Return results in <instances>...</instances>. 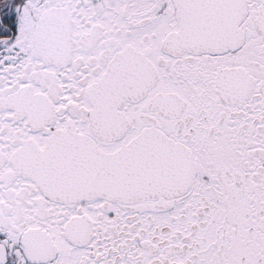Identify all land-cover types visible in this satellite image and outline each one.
Returning a JSON list of instances; mask_svg holds the SVG:
<instances>
[{
	"label": "snow or ice",
	"instance_id": "1",
	"mask_svg": "<svg viewBox=\"0 0 264 264\" xmlns=\"http://www.w3.org/2000/svg\"><path fill=\"white\" fill-rule=\"evenodd\" d=\"M0 264H264V0H0Z\"/></svg>",
	"mask_w": 264,
	"mask_h": 264
}]
</instances>
